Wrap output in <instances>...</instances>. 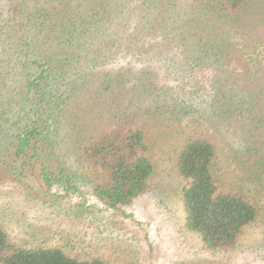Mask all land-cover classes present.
<instances>
[{
	"label": "trees",
	"instance_id": "1",
	"mask_svg": "<svg viewBox=\"0 0 264 264\" xmlns=\"http://www.w3.org/2000/svg\"><path fill=\"white\" fill-rule=\"evenodd\" d=\"M156 1L0 0V166L16 186L28 177L52 197H67L78 190L68 160L86 162L94 198L119 209L153 187L156 130L143 123L187 118L171 158L184 181L185 227L206 249H228L263 209L264 87H240L246 66L231 67L235 77L211 68L204 105L175 102L207 59L223 64L234 56L247 65L228 31L250 5L200 0L170 26L176 13ZM244 31L251 43V30ZM141 33L155 34L147 42ZM171 68L182 71L181 84L156 86L158 73L171 79ZM0 264L107 263L58 246L17 244L0 226Z\"/></svg>",
	"mask_w": 264,
	"mask_h": 264
},
{
	"label": "rangeland",
	"instance_id": "2",
	"mask_svg": "<svg viewBox=\"0 0 264 264\" xmlns=\"http://www.w3.org/2000/svg\"><path fill=\"white\" fill-rule=\"evenodd\" d=\"M161 1L162 4L169 5L171 15L176 13L169 19L170 26L177 21L175 18H183L185 7L205 3L199 2L200 0ZM247 1L250 7L241 9L240 21L235 22L239 26L236 25L233 29L228 26L231 41L237 42L236 54L243 52L241 57L246 59L247 65L235 62L234 56L228 57L227 63L223 64L212 63L207 59L198 66L199 70L198 67L195 68L188 87L184 89L182 86L177 92L181 98L179 102H175L177 105H193L197 108V105L202 106L209 100L208 94L212 93V82L209 80L211 68L227 70L229 76L235 77L237 74H229V69L235 67L242 72L246 66L250 71L241 76L242 80L235 78L242 82L240 87L246 89L257 84L263 93L264 0ZM222 23L226 25L231 21ZM148 24L150 23L147 21L144 27H148ZM129 29H133V23ZM244 30H251V43L246 39ZM154 34L141 33L139 39H147L149 42ZM172 36L175 38L173 34ZM165 62V59L161 60L157 65L163 67ZM168 71L171 79L158 73L154 81L156 86L175 87L181 84L182 71L175 73L173 68ZM161 120L162 122L156 123L147 119L143 123H147V128L150 125L149 132L156 130L154 145L151 146L155 176L151 190L130 205L113 210L98 202L90 188L92 175L83 161L69 159L67 162V166L75 174L78 188L67 197H52L38 180L28 177L23 178L22 186H16L3 176L6 169L0 166V226L17 244L32 247L58 246L68 255L78 258L100 257L107 264H193L197 260H223L227 264H264V197L263 209L258 219L243 228L231 248L206 249L199 236L185 227V211L179 193L184 181L172 170L171 158L173 149L182 141V131L189 129L179 125H185L187 118L175 121V118L166 115ZM234 145L237 146L235 142ZM225 158L228 159L227 156ZM26 186L31 188L32 193H28Z\"/></svg>",
	"mask_w": 264,
	"mask_h": 264
}]
</instances>
